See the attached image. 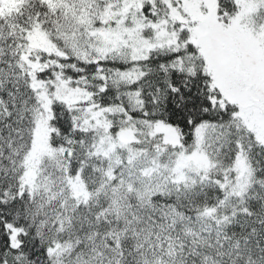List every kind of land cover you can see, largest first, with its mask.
Returning <instances> with one entry per match:
<instances>
[{
  "label": "snow or ice",
  "instance_id": "obj_1",
  "mask_svg": "<svg viewBox=\"0 0 264 264\" xmlns=\"http://www.w3.org/2000/svg\"><path fill=\"white\" fill-rule=\"evenodd\" d=\"M0 264H264V0H0Z\"/></svg>",
  "mask_w": 264,
  "mask_h": 264
}]
</instances>
